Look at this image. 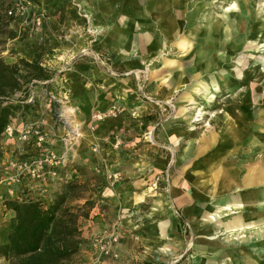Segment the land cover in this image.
<instances>
[{"label":"rangeland","instance_id":"rangeland-1","mask_svg":"<svg viewBox=\"0 0 264 264\" xmlns=\"http://www.w3.org/2000/svg\"><path fill=\"white\" fill-rule=\"evenodd\" d=\"M15 1L0 0L2 13ZM107 1L112 7V25L119 21V16L130 19L125 27H119L125 29L135 41V45H138V41L142 46L146 44L144 35L149 33L153 39L155 37L160 42V49L155 58H147L146 63L138 70L145 73V85L148 81L151 85L150 82L153 81L147 77L149 70L156 72V75L159 73L161 81L167 86L173 84L177 87L164 92V95H158L161 100L159 119L162 122L169 121L186 112V115H191V129L188 127L178 136L175 146L161 142L162 146L159 148L166 157L167 168L163 171V176L159 174L160 180L153 183H150L151 179L148 182L139 180L141 183L137 188L144 197L140 195L136 201L134 198L122 200L117 197H98L99 187L104 184L116 185L122 180L121 167L119 163H116L115 167L112 166L113 160L106 159L99 162L93 170H89L78 162L76 144L70 157L72 169H59L58 178L48 179V197H36L37 190L20 188L16 182H2L1 188L12 190L3 192L6 198H2V204L6 199H12V195L43 199L44 204H49L57 192L65 191V185L69 181L76 183L73 189L66 190L65 200V205L72 209L83 207L80 208L79 227L85 236L82 234L83 242L75 264L87 261L89 263V260L93 264L102 260V264H227L223 256L228 252L231 254V249L235 255L231 257L233 262L230 261V264H248L240 257L245 253L256 260H249L250 264H264V225L249 227L247 230H241L242 232H223L221 228L215 227L214 222L225 221L226 217L223 216L234 213L235 209L223 210L219 215L220 219L209 221L211 225L205 223L209 215L205 212L209 204L208 199L212 196L220 197L224 188L222 177L226 174L222 172L221 167L228 165L224 148L220 150L212 147L205 150L200 157L201 163L197 169L203 171V176L207 174L211 184L193 188L198 197H201L196 211L188 210L183 213L173 202L172 189L173 176L183 178L187 172L189 162L182 156L185 144L189 141L208 139L210 133L221 135L225 123L232 120L243 119L248 123L246 131L249 137H246V145H249L252 136L259 134L263 144L256 147L255 155L251 153V161L245 159L246 161L240 160L236 163V166H241V170L239 167L236 170L237 175L247 174L249 166H245L247 163L253 164V160L259 159L261 165L264 164V0ZM30 2L28 17H11L8 21V28L14 31V36L2 38L4 41L0 44V56L6 63H13L20 58V49L30 51L33 47L37 48L32 60L43 62L45 58H51L58 47L65 43H70L77 53L81 52L89 60V46L98 43L99 54L112 66L109 54L111 51H101L104 50L101 33L92 32L89 16L83 9L85 6L79 0ZM133 21L138 24L133 25ZM44 67L51 74L49 80L30 86L28 91L20 89L12 96L13 103L21 102L25 98H28L27 101L36 98L32 108L23 114L24 117L21 111H17L13 120L21 127L35 119L52 136V140L56 141L63 137L67 130L77 126L80 128L83 124L80 125L74 118L70 103L63 99L65 89L60 87L58 77L68 70L67 67L59 71H56L59 64H53L54 68ZM107 76L102 67L92 62L89 63L87 72L80 73L75 80L84 84L96 83ZM151 96V100L156 98L153 94ZM136 99L145 101L140 96H136ZM43 102L46 105L43 106ZM123 105L128 111L127 105ZM68 107L71 112L67 113L65 109ZM40 108L44 110L40 111ZM45 111L48 113V122L41 118ZM95 112L90 114L89 120ZM131 113L133 114L126 116L130 115L138 126L144 128V124L136 120L140 119V116H133L136 115L133 111ZM122 115L124 113L113 118ZM147 117L150 118V115ZM257 122L261 123V127L255 125ZM52 125L60 128L59 136L49 132L48 127ZM115 137L120 140L117 146H114ZM108 140L111 150L117 149L123 143V138L117 133ZM156 140L158 142L157 136ZM25 147L14 138L3 134L0 141V179L16 175V169L8 166L7 161L20 160L25 156L21 154ZM101 151L102 145L93 153L98 154ZM254 165L253 168H256L260 164L257 162ZM158 170L160 169L157 168L156 171ZM113 172H119L120 178L112 183L109 174ZM27 193L30 194L25 196ZM85 201L87 204L84 205ZM170 217L178 219V229L173 234L169 231L173 222H166ZM8 220L6 219V222ZM95 224L102 230L92 234L91 228ZM98 236L116 238L112 244L111 255H99L93 245V238ZM89 253L91 258L85 261ZM0 264H8V254L0 255Z\"/></svg>","mask_w":264,"mask_h":264},{"label":"crops","instance_id":"crops-1","mask_svg":"<svg viewBox=\"0 0 264 264\" xmlns=\"http://www.w3.org/2000/svg\"><path fill=\"white\" fill-rule=\"evenodd\" d=\"M79 1L85 6L83 9L89 16L90 27L93 29L92 32L101 33V39L104 44V50L102 49L101 51H111V53L109 52L112 60L111 67L118 72V75L109 74L104 71L108 76L96 83L87 82L84 84L81 81L75 80L80 73L87 72L89 63H94L93 55L99 53L98 43L89 46L91 50V59L89 60L81 52L77 53L70 43H65L58 47L51 58L47 60L45 58L41 64L48 68H54L52 67L53 64H59L56 71L64 67L68 69L58 79L60 80V87L65 89V96H67V101L71 105L70 108L73 109L74 118L80 122V125L81 123L83 124L80 127L83 136L80 137L76 148L78 162L87 166L89 170H93L99 162H103L106 159L113 160L112 166L119 163L121 167L122 180L116 185H102L97 190V196L105 198L117 197L122 200L134 198L136 201L138 196L144 197V194L142 195L138 191L139 188H137L139 187V183H141L139 180L148 182L151 179L150 183H153L156 180H160L159 174L163 176L162 173L167 168L166 157L159 148L162 146L161 142L165 141L175 146L178 136L189 127L191 115H186L185 112L180 114L179 117L176 115L174 119L169 121L162 122L159 119L161 100L158 95H164V92L174 90L177 87L173 84L167 86L161 81L159 73L156 75V72L148 70L147 77L153 81L150 82L152 83L151 85L149 81L145 85L146 92L150 96L151 94L155 95L156 98H153L151 101L145 100L144 102H140L137 100L138 98L136 99L138 95L136 93V79L133 73L139 72L138 69L146 63L147 58V60L155 58L154 56L160 49L158 39L155 37L153 39L150 33L148 35L145 34L144 42L146 44L142 46L138 41V45H135V41L130 38L131 36L126 33L125 29L119 27H125L128 24L127 20L130 19L119 16L117 23L113 25L110 23L113 17L111 3L107 0ZM81 3L78 5L80 6ZM135 24L138 23L133 21V25ZM36 48L33 47L30 51L20 49L19 57L32 60ZM114 102L127 105L129 110L121 117L96 121L93 123V129H91L90 125L92 121L91 119L89 120L90 114L94 111L104 110ZM42 105L44 106L46 103L43 102ZM179 108L178 106L177 109ZM42 110L44 109L40 108V111ZM131 111L136 114L133 116H140V119L136 120L141 121L145 126L144 128L138 126V123L131 119L130 115L126 116L133 114ZM189 112L191 114V111ZM42 115L43 121L48 122V113L45 111V114ZM147 115H150V118ZM165 123H168V125L165 126ZM255 125L261 127V123L259 122L255 123ZM247 126L246 120H232V122L225 123L221 135L210 133L207 137L208 139L204 138L198 142L189 141L185 144L184 151L182 152V156L189 162L187 172L183 178L174 175L172 179L173 202L183 213H186L188 210L196 211L198 200H201V197H198L197 192L193 188L211 184V179L207 178V174L203 176V171H198L197 169L200 167V157H202L205 150L207 151L212 147H214L213 149L219 148L220 150L224 148L228 164L221 167L222 172L226 174L222 177V186L224 188L221 191L220 197L212 196L208 199L209 204L205 210L209 214H207V222L205 223L211 225L209 221L211 219H220L219 215L223 210L235 209L234 213H228L223 216L226 217L225 221L214 222L215 227L221 228L223 232L247 230L249 227L257 228L264 225V164L261 165L259 159H256L257 161L253 160V164L247 163L245 166H249L247 174L237 175L236 173L238 167L241 170V166H236V163L245 159L251 161L253 158V156H250L251 153L255 155L256 147L258 148L263 145L260 141L261 134L252 136L249 145H246V137H249V133L246 131ZM48 130L51 134L59 136V127L56 128L52 125V127H48ZM114 133L119 134L123 138V143L117 149L111 150L107 140ZM95 145H100L99 147L102 145V151L98 154L93 153ZM257 162L260 165L253 168L255 166L254 163ZM157 168L160 170L156 171ZM180 168L182 170V166ZM206 168L209 169V167ZM5 191L11 192L12 190H4L0 187V255L8 254L7 234L15 223L14 211L2 204V198H6V195L4 196L3 194ZM14 197H17V195H12L11 198ZM6 219L9 220L6 222ZM166 222L168 224L173 222L170 229L168 226H165L172 234L174 231L177 232V218L170 217ZM91 229L92 234L98 230H102L96 224ZM82 234L85 236L84 232ZM233 252L231 249V254L228 252L223 256L227 264H230V261L233 262L231 259L235 255ZM240 257L244 263L250 264L249 260L256 262L247 253L243 256L240 255ZM90 258L91 253L87 255L85 261ZM85 263L90 264L91 260H89V263L88 261ZM102 263L103 260L98 264Z\"/></svg>","mask_w":264,"mask_h":264},{"label":"trees","instance_id":"trees-1","mask_svg":"<svg viewBox=\"0 0 264 264\" xmlns=\"http://www.w3.org/2000/svg\"><path fill=\"white\" fill-rule=\"evenodd\" d=\"M10 18L6 12L2 13L0 5V44L4 41L2 38L14 36V31L8 28ZM50 78L48 69L38 59L29 61L20 57L6 63L0 56V141L6 124L16 112L21 111L24 117L36 102L34 97L13 103L12 96L20 89L28 91L30 86ZM75 184L69 181L65 191L57 192L48 205L40 199L19 195L4 201V205L14 211L15 219L7 234L8 264H75L83 242L79 227L83 207L72 209L65 205L66 190L73 189Z\"/></svg>","mask_w":264,"mask_h":264},{"label":"built area","instance_id":"built-area-1","mask_svg":"<svg viewBox=\"0 0 264 264\" xmlns=\"http://www.w3.org/2000/svg\"><path fill=\"white\" fill-rule=\"evenodd\" d=\"M30 6V0H16L5 12L7 16L14 19H25L29 15ZM93 61L102 67L105 72L118 75V72L99 53L93 55ZM134 75L137 79L138 96L145 100H151L150 95L145 90V73L139 71L134 73ZM65 95L66 92L63 93V99H67ZM125 112L126 107L123 104L114 102L104 111H96L92 114L90 128L93 129V123L96 121L117 117ZM63 123L64 125L67 124L65 121ZM3 134L6 137L14 138L19 144H23L26 147L21 151V154H25V156L20 160L9 159L7 161L8 166L16 169V175H8L7 178H1L0 184L2 182H8L7 184L16 182L20 188L26 187L28 191L37 190L36 197L49 196L48 179L58 178L59 169H72L70 160L72 149L81 137L80 128L77 126L67 130L64 136L55 142L43 125L35 119L21 127L17 126L12 119L6 124ZM119 142L120 140L115 137L114 146H117ZM98 148L99 145H95L93 150L96 151ZM109 178H111L113 183L120 178V173L113 172L109 174ZM29 194L27 193L25 196ZM114 241H116V238L107 239L105 236H98L93 238V245L99 251V255H111Z\"/></svg>","mask_w":264,"mask_h":264},{"label":"bare ground","instance_id":"bare-ground-1","mask_svg":"<svg viewBox=\"0 0 264 264\" xmlns=\"http://www.w3.org/2000/svg\"><path fill=\"white\" fill-rule=\"evenodd\" d=\"M65 111H67V113H68V112H71L69 107H68L67 109H65ZM233 230H234V229H233Z\"/></svg>","mask_w":264,"mask_h":264}]
</instances>
